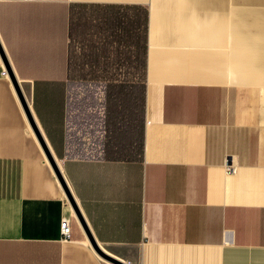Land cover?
<instances>
[{
    "label": "crops",
    "instance_id": "0c3cea01",
    "mask_svg": "<svg viewBox=\"0 0 264 264\" xmlns=\"http://www.w3.org/2000/svg\"><path fill=\"white\" fill-rule=\"evenodd\" d=\"M0 42L100 247L264 264V0H0ZM66 192L0 54V264H117Z\"/></svg>",
    "mask_w": 264,
    "mask_h": 264
},
{
    "label": "water",
    "instance_id": "95a60500",
    "mask_svg": "<svg viewBox=\"0 0 264 264\" xmlns=\"http://www.w3.org/2000/svg\"><path fill=\"white\" fill-rule=\"evenodd\" d=\"M0 54H1L2 58H3V60H4V63L6 65V67H7V70L9 72V75H10V77L12 79V82H13L15 88H16V91L18 93V96L20 98V101H21V103H22V105H23V107H24V109L26 111V114L28 116V119H29V121H30V123H31V125H32V127H33V129H34V131H35V133H36V135H37V137H38L41 145L43 146V148H44V150H45V152L47 154V157H48L50 163L52 164V166H53V168H54V170L56 172V176H58V178H59L62 186L64 187L65 191H67L66 193L68 195L69 200L73 204V206H74V208H75V210H76V212H77L80 220L83 222V224H85L84 226L87 229L88 235H89V237H90V239L92 241L93 246L95 247V249L98 251V253L102 257H104V258H106V259H108V260H110L112 262H115L117 264H125L122 261L117 260L116 258H114L113 256H111L108 252H106L102 247H100V245H98V243L92 237V235H91V233H90V231L88 229V226H87L86 222L84 221V218L82 216V213L80 212V210H79V208H78V206H77V204L75 202V199H74V197H73V195H72V193H71V191L69 189V186H68V184H67V182H66V180H65V178H64V176L62 174V172L60 171V169L58 167V164H57V162L55 160L56 158H54L53 155H52V153L50 152V149L48 148V146H47L44 138L42 137V135H41V133H40V131L38 129V126H37V124H36V122H35L32 114H31V112L29 110V106H28V103L26 101V97L22 93V90H21V88H20V86L18 84V81H17L16 77H14V73L12 71V68L10 67V64L8 62V58H7V56L5 54V51H4V49H3L2 45H1V42H0Z\"/></svg>",
    "mask_w": 264,
    "mask_h": 264
},
{
    "label": "built area",
    "instance_id": "2783aa9c",
    "mask_svg": "<svg viewBox=\"0 0 264 264\" xmlns=\"http://www.w3.org/2000/svg\"><path fill=\"white\" fill-rule=\"evenodd\" d=\"M7 71L5 70V73ZM226 171L228 174H232L236 171V167L233 166V164L231 163H227L226 164ZM61 231H62V234L65 236V237H69L71 235V226H70V221L67 217H64V219L62 220V223H61Z\"/></svg>",
    "mask_w": 264,
    "mask_h": 264
}]
</instances>
